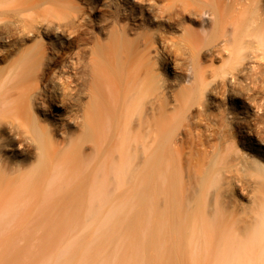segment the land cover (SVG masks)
I'll list each match as a JSON object with an SVG mask.
<instances>
[{"label": "bare ground", "instance_id": "6f19581e", "mask_svg": "<svg viewBox=\"0 0 264 264\" xmlns=\"http://www.w3.org/2000/svg\"><path fill=\"white\" fill-rule=\"evenodd\" d=\"M84 1L99 20L62 16L59 0L43 11L0 0V229L103 231L77 257L79 239L61 249L64 264H240L247 245H264V0H243L252 7L236 24L225 7L237 0ZM181 20L197 23L188 39L157 29ZM104 31L112 48L94 34ZM219 49L227 62L207 69ZM176 69L188 83L176 97L185 131L164 121ZM219 96L226 108L206 116ZM195 105L205 129H195ZM234 194L254 203L244 240L233 233L244 211ZM119 215L137 230L130 254L93 263L100 244L90 243Z\"/></svg>", "mask_w": 264, "mask_h": 264}, {"label": "rangeland", "instance_id": "374dc122", "mask_svg": "<svg viewBox=\"0 0 264 264\" xmlns=\"http://www.w3.org/2000/svg\"><path fill=\"white\" fill-rule=\"evenodd\" d=\"M45 0H33V2L37 3H44ZM117 1V2H116ZM48 2V1H46ZM125 1L122 0H98L99 5H105V6H111L118 3L123 4ZM156 6H162L163 3H165V0H158L154 1ZM69 3V4H68ZM162 3V4H161ZM253 4V2H252ZM46 5H42L41 9L43 11V8ZM59 6H60V13L62 16L69 15V14H76L77 11L78 14H82L85 16L86 19L89 18V20L95 21V19L99 20L98 15L92 14V12H89L86 9V2L84 0H59ZM251 4L248 2L245 3L243 0H237L236 2L230 3L225 7V11L227 13V16L229 19L233 21V23L236 24V22H240L242 19L246 18L248 16V12L251 10ZM107 7L101 6V10H105ZM41 14H44L43 12ZM88 17V18H87ZM203 18L206 19L205 23H209V17L207 14L203 15ZM199 20V19H198ZM186 21V22H185ZM195 23V27H197ZM164 26V31H167L169 36H173L176 38L181 39H188L190 30L195 29L190 22L187 20H181L180 22H177L171 26V30L169 27H166L165 23L162 22L160 25ZM150 27V28H149ZM168 28V29H166ZM177 28V29H176ZM189 28V29H188ZM156 30V27L152 24L150 26L147 25V27L143 30L145 33H152ZM188 31V32H185ZM208 30V29H207ZM104 33H106L104 31ZM99 33L95 34L101 42H107L108 47L112 48L114 43V39L107 40V33ZM105 36H104V35ZM201 36H203L201 34ZM111 42V43H110ZM219 42V41H218ZM29 44H32V42L27 43V46H30ZM219 54H217L216 57L218 58H206V61H204V66L209 68H213L218 70L221 67L225 65V63L228 60L227 51L224 49H219ZM225 51V52H224ZM221 59V60H220ZM213 65V66H212ZM180 70L176 69V74L173 73L172 75L169 73L166 79L167 85L170 90V94H167L166 96V102H167V116L164 119L165 122L177 125V123L181 124L180 128L178 129H187L185 126L187 124L185 116L182 115L184 113L180 112V104L178 101H176V97H179L181 94L184 93V88L188 86V83L181 79ZM174 75V76H173ZM179 77H178V76ZM176 76V77H175ZM173 78V79H172ZM175 78V79H174ZM178 79V80H177ZM180 79V81H179ZM175 80V81H174ZM179 83H178V82ZM176 82V83H175ZM172 83V85H170ZM178 83V84H177ZM176 90H175V89ZM183 89V90H182ZM172 91V92H171ZM204 99L208 102V97H204ZM217 103H211L208 105L204 111L206 116L210 114H216L223 108H226V105L224 104V100L222 96L217 99H213ZM176 106V108L174 107ZM197 105L194 106V109L192 108L190 110L191 116H194L196 127L195 129H205V125L202 122L200 114H199V108ZM215 108H213V107ZM173 107V108H172ZM179 107V108H178ZM196 108V110H195ZM182 109V108H181ZM177 111V112H175ZM175 112V113H174ZM209 113V114H208ZM199 115V118H198ZM173 116V117H172ZM179 119V122L177 121ZM183 121H182V120ZM198 119V120H197ZM181 120V121H180ZM159 121L161 124H163L162 118H159ZM177 122V123H174ZM185 122V123H184ZM203 124V125H202ZM137 133V129H132L130 131V140L132 141L135 139V134ZM179 136L181 134L177 133ZM184 135H182L183 137ZM184 138V137H183ZM129 140V141H130ZM187 145H184V153L186 155H191V159L194 160L197 158V153L194 150L189 149V147H186ZM131 155H133V150L131 148L128 149ZM193 152V153H192ZM116 154V152H115ZM137 155V154H136ZM137 158L134 159L133 165H136ZM130 184V181L128 180V184ZM126 187V186H125ZM124 187V188H125ZM246 195V197H240L237 194H234V200L238 204V208H244V211H240V220L238 221L236 225V229L233 230L234 235L239 240H244L245 230L248 224L250 223V214L248 213V210L252 207V198L251 196ZM241 198V199H240ZM247 198V199H246ZM250 198V199H249ZM242 205V206H241ZM123 216H130V212H125L122 214ZM116 216L113 217L114 221L112 222L111 226H109L105 230V235L101 240H96L93 243H90L91 246H94V244L99 243L100 247L96 251L93 257V263L98 262L99 260H105L109 259L112 260L119 256H124L130 254V251L132 250L131 242L132 239L130 237L131 232H137V230L133 229L129 224H121L118 222L117 218L120 217ZM116 220V221H115ZM128 225L130 227L129 234H127L124 231V227ZM245 226V227H244ZM22 227V228H21ZM2 230V231H1ZM103 231L101 229H97L96 227H90V228H70L66 227L63 229L57 230V233L60 234V239H50L49 228L46 227H28V226H11L7 228L0 229V264H55L56 262H62L64 264L65 256L61 254L59 255V251L65 247H67L70 242L75 241L76 239L80 240V243H75V248L72 245V247L75 249V255L76 257L81 253V251L84 249L87 243L91 240V238L96 237L97 235H100ZM246 251L251 252L248 258H243L242 262L240 264H264V245H256L253 247V249L247 245ZM150 253V252H149ZM58 256V259H57ZM198 257H201V254H198ZM214 257H206V258H200L197 260L198 264H213ZM66 264H73V261L66 263Z\"/></svg>", "mask_w": 264, "mask_h": 264}]
</instances>
